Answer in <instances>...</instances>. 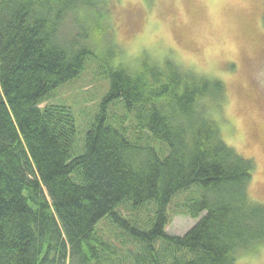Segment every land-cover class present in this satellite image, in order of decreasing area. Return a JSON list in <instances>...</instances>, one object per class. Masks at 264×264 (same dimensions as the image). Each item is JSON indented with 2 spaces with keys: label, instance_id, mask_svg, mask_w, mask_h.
<instances>
[{
  "label": "trees",
  "instance_id": "trees-1",
  "mask_svg": "<svg viewBox=\"0 0 264 264\" xmlns=\"http://www.w3.org/2000/svg\"><path fill=\"white\" fill-rule=\"evenodd\" d=\"M94 6L0 0V264H236L256 253L264 205L249 194L254 160L226 144L215 117L222 81L170 61L107 65L110 88L84 143L68 106L40 107L98 59L86 29L63 33ZM121 104L134 113L133 136L110 120ZM189 190L198 195L187 211L199 220L170 235L169 205ZM126 204L133 217L121 214ZM106 220L138 250L121 256L100 234Z\"/></svg>",
  "mask_w": 264,
  "mask_h": 264
},
{
  "label": "rangeland",
  "instance_id": "rangeland-1",
  "mask_svg": "<svg viewBox=\"0 0 264 264\" xmlns=\"http://www.w3.org/2000/svg\"><path fill=\"white\" fill-rule=\"evenodd\" d=\"M94 2L89 14L67 19L63 33L72 38L80 28L86 29V40L95 44L93 50L98 59L90 57L80 76L51 92L40 107L68 106L75 115L77 139L84 143L110 88L104 69L107 65L135 70L144 64L161 66L170 61L220 80L225 94L215 117L226 144L254 160L256 169L249 194L253 201L264 205V0ZM122 109V104L112 105L110 120L133 136L134 113ZM194 195H198L196 190H189L173 199L168 208V234L183 236L197 223L199 219L192 218L187 211L188 201ZM151 205L140 209L142 220L156 210L155 202ZM119 210L124 216H134L129 204ZM99 228L103 238L116 246L121 256L128 250H138L109 221ZM236 264H264V244L256 253L241 254Z\"/></svg>",
  "mask_w": 264,
  "mask_h": 264
}]
</instances>
